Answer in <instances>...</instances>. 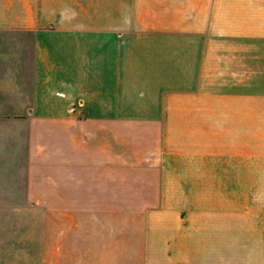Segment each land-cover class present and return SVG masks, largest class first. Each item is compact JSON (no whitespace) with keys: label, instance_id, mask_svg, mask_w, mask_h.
<instances>
[{"label":"crops","instance_id":"obj_1","mask_svg":"<svg viewBox=\"0 0 264 264\" xmlns=\"http://www.w3.org/2000/svg\"><path fill=\"white\" fill-rule=\"evenodd\" d=\"M259 180L264 0H0V212H41L0 227L43 264H264Z\"/></svg>","mask_w":264,"mask_h":264},{"label":"rangeland","instance_id":"obj_2","mask_svg":"<svg viewBox=\"0 0 264 264\" xmlns=\"http://www.w3.org/2000/svg\"><path fill=\"white\" fill-rule=\"evenodd\" d=\"M260 181V189L256 195V204L264 206V180ZM40 218L41 212H0V218ZM2 230V232H1ZM43 236V227L40 224L27 227L3 226L0 227V238L4 240L5 256L0 264H43L39 258L35 238Z\"/></svg>","mask_w":264,"mask_h":264}]
</instances>
